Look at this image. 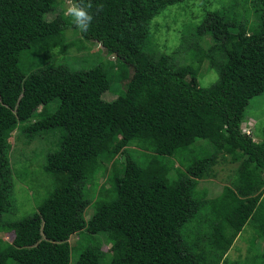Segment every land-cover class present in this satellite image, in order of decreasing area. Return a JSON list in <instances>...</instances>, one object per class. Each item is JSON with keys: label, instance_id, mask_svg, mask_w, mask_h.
Returning a JSON list of instances; mask_svg holds the SVG:
<instances>
[{"label": "trees", "instance_id": "obj_1", "mask_svg": "<svg viewBox=\"0 0 264 264\" xmlns=\"http://www.w3.org/2000/svg\"><path fill=\"white\" fill-rule=\"evenodd\" d=\"M185 1L92 0L93 24L80 33L124 64L114 68L123 75L125 94L106 101L111 78L103 66L74 71L59 65L30 74L20 67L24 52L50 50L71 26L69 17L46 18L58 0H0V230L15 234L12 243L0 242V264H70L78 247L70 239L78 234L92 239L75 264H102L109 256L108 264H222L245 225L264 236V128L261 141L243 132L249 101L264 93V0L251 7V28L247 16L231 14L239 0L206 13L192 34L209 36L212 45L205 49L182 38L192 62L179 66L173 55L152 54L148 46L152 21ZM205 61L218 74L208 88L198 81ZM56 100L57 109L47 112ZM17 130L28 143L62 133L44 166L55 180L53 191L33 216L9 221L10 139ZM197 140L214 150L173 177L180 154ZM132 146L145 163L128 153ZM221 157L238 164L237 178L206 199L199 181L213 175ZM105 163H112L110 187L94 197L90 186L97 187ZM92 202L96 209L87 219Z\"/></svg>", "mask_w": 264, "mask_h": 264}, {"label": "rangeland", "instance_id": "obj_2", "mask_svg": "<svg viewBox=\"0 0 264 264\" xmlns=\"http://www.w3.org/2000/svg\"><path fill=\"white\" fill-rule=\"evenodd\" d=\"M67 2L68 0H58L53 12L47 14L46 18L50 21L55 19L61 21L62 17H66L64 9L67 6ZM235 2V0H187L167 8L164 13L156 17L151 23L152 38L149 42L148 51L152 54L173 55L175 63L179 66L190 64L192 56L188 51L190 47L186 43H200L205 49L212 45L209 36L199 39L192 34V28L194 29L202 24L206 13L221 8H228ZM254 3L255 0H248L247 3H244V0H239V4H241L238 6L239 9L232 10L231 14L240 19H244L247 16L246 24L251 28L253 26L252 22L256 21L251 8ZM246 9L251 13L250 15ZM70 25L62 34L59 43L50 50L46 46H40L37 49L24 52L20 61L22 71L30 74L43 68H53L59 65L66 66L74 71H89L97 66H103L109 71L111 78V87L103 94V99L113 101L125 94V89L122 85L123 75L114 68V66L124 67V64L121 61H115L116 58L108 55L97 42L83 38L80 30L76 31L74 29L75 26L73 24ZM184 37L187 38V42L184 47H181L182 38ZM130 72L132 73V70ZM217 80L218 74L210 68L209 61L203 62L198 76L200 86L208 88L215 84ZM58 105L59 100L54 101L48 106L47 112L53 113ZM37 119H39V116H36L34 120ZM243 128L250 130L255 141L262 140L264 93L249 101L245 111ZM18 132L19 130L10 139L12 143L11 166L13 170L12 200L14 212L4 216L9 221H18L33 216L37 213L38 207L53 191L55 180L44 171V166L47 161V155L59 149V138L62 133L61 130L50 131L37 136L34 141L28 143L26 137H21ZM201 144H205L208 147H200L199 145ZM213 150L214 147L209 141L197 140L191 151L180 154V164L182 165L176 162V167L171 171V175L175 177L184 173L191 162L206 157ZM128 153L141 164L147 160L144 153L137 151L134 146L129 148ZM166 159L170 160V162L178 160L176 157H166ZM117 160L122 162L125 158L119 156ZM105 165V169L99 172L95 179L97 187L95 185L90 186V191L94 197H96L98 189L103 185L106 188L110 187L108 180L112 163H105ZM237 168L238 164L228 162L221 157L220 163L213 170V175L199 181L197 187L199 194L206 199L219 196L225 185H231L236 180ZM95 209L96 204L92 202L86 212L87 219L90 218ZM14 236V231L0 230V242L12 243ZM91 239L92 237L88 234L85 239L83 234L71 237V245L74 248L78 247L72 253L70 264H75L80 252L91 242ZM101 241L104 243L103 250L108 251L110 245L105 242L104 237H101ZM110 260L111 257L109 256L102 264H108ZM222 264H264V236L260 233L257 226L250 223L245 225L243 231L235 240L233 247L228 252L226 262Z\"/></svg>", "mask_w": 264, "mask_h": 264}, {"label": "clouds", "instance_id": "obj_3", "mask_svg": "<svg viewBox=\"0 0 264 264\" xmlns=\"http://www.w3.org/2000/svg\"><path fill=\"white\" fill-rule=\"evenodd\" d=\"M92 8V0H68L64 15L70 18L75 28L86 33L90 30L95 18ZM100 11L102 6L96 5V12Z\"/></svg>", "mask_w": 264, "mask_h": 264}, {"label": "built area", "instance_id": "obj_4", "mask_svg": "<svg viewBox=\"0 0 264 264\" xmlns=\"http://www.w3.org/2000/svg\"><path fill=\"white\" fill-rule=\"evenodd\" d=\"M243 132H245L247 135H252L250 130L243 128Z\"/></svg>", "mask_w": 264, "mask_h": 264}, {"label": "bare ground", "instance_id": "obj_5", "mask_svg": "<svg viewBox=\"0 0 264 264\" xmlns=\"http://www.w3.org/2000/svg\"><path fill=\"white\" fill-rule=\"evenodd\" d=\"M238 238V237H237ZM233 247V246H232Z\"/></svg>", "mask_w": 264, "mask_h": 264}]
</instances>
